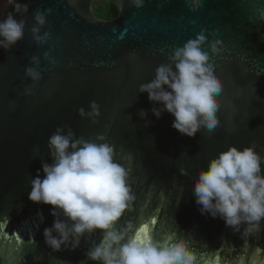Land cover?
<instances>
[{
	"label": "water",
	"instance_id": "1",
	"mask_svg": "<svg viewBox=\"0 0 264 264\" xmlns=\"http://www.w3.org/2000/svg\"><path fill=\"white\" fill-rule=\"evenodd\" d=\"M95 1L20 0L29 5L22 17L24 38L10 51L0 49V264L85 259L88 240L60 252L45 245L52 206L28 199L31 177L38 170L43 176L41 161L51 163L48 138L65 125L77 138L115 147L133 196L118 227L130 223L142 237L140 229L147 227L155 239L183 238L197 264H264V231L242 239L223 220L202 215L191 191L199 171L230 146H254L264 157V0H144L139 9L129 0H111L117 13L109 20L95 16ZM36 10L46 15L41 34L51 36L44 46L29 31ZM10 11L7 0H0V19ZM208 32L224 41L221 53L211 57L225 84L221 128L188 137L172 127L171 114L157 118L151 109L159 105L138 89L172 50ZM49 47L53 66L43 59ZM33 55L40 57L43 79L28 95L25 67ZM90 101L99 105L100 115H78L80 108L91 111Z\"/></svg>",
	"mask_w": 264,
	"mask_h": 264
},
{
	"label": "clouds",
	"instance_id": "2",
	"mask_svg": "<svg viewBox=\"0 0 264 264\" xmlns=\"http://www.w3.org/2000/svg\"><path fill=\"white\" fill-rule=\"evenodd\" d=\"M136 9L144 0H129ZM12 11L0 19V49L10 51L24 38L26 21L22 17L29 5L20 0H7ZM264 19V12H261ZM20 18L17 19L16 17ZM29 29L32 40L44 46L49 32L41 34L46 15L36 10ZM206 46V47H205ZM223 39L211 32L197 34L183 46L172 50L156 69L154 77L139 86L138 93H147L154 105L151 112L160 118L164 112L174 117L172 127L181 135L194 137L201 130L213 134L221 128V100L225 84L215 70L212 56L221 53ZM52 48L43 53L49 65H55ZM40 57H30L25 77L31 83L26 94L43 79L39 71ZM239 95V92L237 93ZM90 112L78 109L81 117H98L99 105L90 101ZM231 114L236 106L228 102ZM145 126L150 125L147 112H138ZM95 123V120H93ZM105 141V137H97ZM51 163L41 161L43 176L38 170L29 182L28 199L35 204L50 205L54 217L51 227L43 231L44 243L52 252L75 250L81 240L89 246L80 264H197V255L183 238L172 236L155 239L133 234L132 225L118 227L133 199L127 184L126 169L116 162L115 147L107 142H94L76 137L71 127H57L48 138ZM187 175V172H182ZM191 191L202 215L224 221L225 227L242 239L264 231V157L254 146L238 149L230 146L201 169ZM99 232L98 240L89 239ZM67 264V262H64Z\"/></svg>",
	"mask_w": 264,
	"mask_h": 264
},
{
	"label": "trees",
	"instance_id": "3",
	"mask_svg": "<svg viewBox=\"0 0 264 264\" xmlns=\"http://www.w3.org/2000/svg\"><path fill=\"white\" fill-rule=\"evenodd\" d=\"M107 2L108 1L104 0H96L94 2L92 9L97 18L102 20H109L113 19L116 16L117 9L115 12L110 11L111 9H109Z\"/></svg>",
	"mask_w": 264,
	"mask_h": 264
},
{
	"label": "rangeland",
	"instance_id": "4",
	"mask_svg": "<svg viewBox=\"0 0 264 264\" xmlns=\"http://www.w3.org/2000/svg\"><path fill=\"white\" fill-rule=\"evenodd\" d=\"M107 3H108V7H109V9H111L110 11L115 12L116 9H117L115 3L112 2V1H110V0H108Z\"/></svg>",
	"mask_w": 264,
	"mask_h": 264
},
{
	"label": "snow or ice",
	"instance_id": "5",
	"mask_svg": "<svg viewBox=\"0 0 264 264\" xmlns=\"http://www.w3.org/2000/svg\"><path fill=\"white\" fill-rule=\"evenodd\" d=\"M140 232L143 233L144 236H145V235H148V229H147V227H145V228H141V229H140ZM137 236L140 237V238H142V236L139 235V234H137ZM22 251H23V250L21 249V252H22Z\"/></svg>",
	"mask_w": 264,
	"mask_h": 264
},
{
	"label": "built area",
	"instance_id": "6",
	"mask_svg": "<svg viewBox=\"0 0 264 264\" xmlns=\"http://www.w3.org/2000/svg\"><path fill=\"white\" fill-rule=\"evenodd\" d=\"M104 1H108V0H104Z\"/></svg>",
	"mask_w": 264,
	"mask_h": 264
}]
</instances>
